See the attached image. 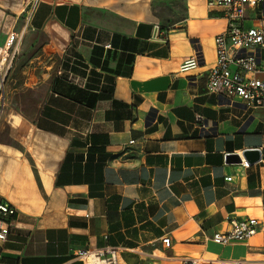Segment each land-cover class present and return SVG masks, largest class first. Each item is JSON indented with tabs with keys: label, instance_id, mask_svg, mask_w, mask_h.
Returning a JSON list of instances; mask_svg holds the SVG:
<instances>
[{
	"label": "crops",
	"instance_id": "obj_1",
	"mask_svg": "<svg viewBox=\"0 0 264 264\" xmlns=\"http://www.w3.org/2000/svg\"><path fill=\"white\" fill-rule=\"evenodd\" d=\"M181 13L162 23L154 0H0V68L12 47L27 58L0 69V202L16 208L0 264H88L83 251L264 264L263 225L211 239L230 219L264 220V110L206 93L222 7L184 0Z\"/></svg>",
	"mask_w": 264,
	"mask_h": 264
},
{
	"label": "built area",
	"instance_id": "obj_2",
	"mask_svg": "<svg viewBox=\"0 0 264 264\" xmlns=\"http://www.w3.org/2000/svg\"><path fill=\"white\" fill-rule=\"evenodd\" d=\"M206 4L208 7L221 6L226 19L225 28L214 36L215 61L207 73L206 93L220 94L231 103H238L244 108L264 110V59L261 54L264 50V0H206ZM10 61H8V67ZM4 65L7 66V64ZM195 65L196 60L191 57L183 62L180 69L183 70ZM2 81L3 79L0 77V89ZM195 119L199 121L201 116L196 114ZM133 142L134 140L129 141V143ZM262 162L264 163V161ZM240 163L245 167L249 166V163L243 159L240 160ZM225 179L229 181L231 177L227 176ZM15 212L14 206L5 201L0 202V217L2 219L0 220V240L2 241L7 238L13 222L12 216ZM258 225L264 227V220L251 217L240 220L230 219L229 228L224 232L213 233L211 239L216 244L226 245L232 240H241L252 236L256 233ZM161 241L164 246H168L170 238L165 236ZM103 252L105 251H101V254ZM86 253L89 252L83 251L80 256L84 259ZM93 253L97 258L100 256V252ZM100 262L103 264L117 263L112 251L109 257ZM153 264L256 263L245 259L209 258L198 260L183 257L177 258L173 262H156Z\"/></svg>",
	"mask_w": 264,
	"mask_h": 264
},
{
	"label": "rangeland",
	"instance_id": "obj_3",
	"mask_svg": "<svg viewBox=\"0 0 264 264\" xmlns=\"http://www.w3.org/2000/svg\"><path fill=\"white\" fill-rule=\"evenodd\" d=\"M183 2L184 0H154L155 13L160 17L162 23L173 22L177 20L179 16L182 14L181 12L183 7ZM16 38L17 37H15L13 42L14 45ZM261 54H262V58L264 59V50H262ZM8 61L11 62L9 67L14 68V71L12 72V74H14L19 67L24 65L23 64L24 61L26 63L27 58L22 57V55L15 54V48L12 47L11 52L9 53V56L7 58V62L5 63L7 64V66H8ZM36 61L37 59L32 60L33 63L30 64L29 66L34 65ZM5 66L6 65H4L1 68L2 71H4ZM138 264H142V263H138Z\"/></svg>",
	"mask_w": 264,
	"mask_h": 264
},
{
	"label": "bare ground",
	"instance_id": "obj_4",
	"mask_svg": "<svg viewBox=\"0 0 264 264\" xmlns=\"http://www.w3.org/2000/svg\"><path fill=\"white\" fill-rule=\"evenodd\" d=\"M0 51H2V52H0V58H1L3 56V53H4V47H3V50H2V47H0ZM84 256H85V258H88V264H103V262H100V261H99V263H97L98 259L94 255L93 252L92 253H86ZM89 257H93L94 260L89 259Z\"/></svg>",
	"mask_w": 264,
	"mask_h": 264
},
{
	"label": "water",
	"instance_id": "obj_5",
	"mask_svg": "<svg viewBox=\"0 0 264 264\" xmlns=\"http://www.w3.org/2000/svg\"><path fill=\"white\" fill-rule=\"evenodd\" d=\"M251 153H257V150L256 149H246L243 151V155L246 158H248ZM227 158L230 160H238L237 156L234 154H228ZM257 159H258V157H257Z\"/></svg>",
	"mask_w": 264,
	"mask_h": 264
}]
</instances>
